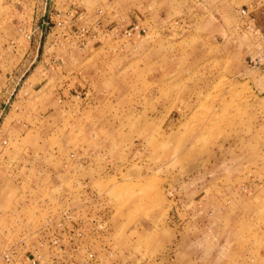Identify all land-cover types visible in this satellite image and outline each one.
<instances>
[{"label": "rangeland", "instance_id": "rangeland-1", "mask_svg": "<svg viewBox=\"0 0 264 264\" xmlns=\"http://www.w3.org/2000/svg\"><path fill=\"white\" fill-rule=\"evenodd\" d=\"M248 2L0 0V254L62 219L86 230L79 262L264 264Z\"/></svg>", "mask_w": 264, "mask_h": 264}, {"label": "built area", "instance_id": "built-area-1", "mask_svg": "<svg viewBox=\"0 0 264 264\" xmlns=\"http://www.w3.org/2000/svg\"><path fill=\"white\" fill-rule=\"evenodd\" d=\"M241 15L246 17L249 13L243 9ZM133 33L146 34V30L136 24L126 31L127 37H131ZM4 114L5 109L0 108V120ZM86 237L85 228L71 227L62 219H50L44 228L21 236L17 243L0 254V258L4 264H15L22 256L28 259L29 264H88L94 259L90 251H87L81 262L76 260L82 252L83 240Z\"/></svg>", "mask_w": 264, "mask_h": 264}, {"label": "crops", "instance_id": "crops-1", "mask_svg": "<svg viewBox=\"0 0 264 264\" xmlns=\"http://www.w3.org/2000/svg\"><path fill=\"white\" fill-rule=\"evenodd\" d=\"M248 11L249 15L244 18V24L243 28L247 33L257 34V36L264 37V0H249V2L246 4V6L243 8ZM74 10V12L72 11ZM72 10H70V14L72 18L70 20L75 23V17H76V7H74ZM78 14V13H77ZM74 16V17H73ZM71 22V24H72ZM87 23V22H86ZM89 23V22H88ZM70 26H67L66 29L63 30L62 33L57 34V41L62 42L64 40H67L69 37L73 38L76 37L75 30L77 29V25H82L81 23L78 24H72ZM83 26V25H82ZM89 24L84 25V27L80 28L84 34H87L89 31H91L90 35H93L92 33H95L96 30L100 25H95V27H88ZM80 27V26H78ZM79 29V28H78ZM88 30V31H87ZM102 31V30H101ZM86 32V33H85ZM62 39H61V38ZM70 38V39H71ZM94 38H97V36H94ZM54 45H58L57 42L54 43ZM50 60L53 59L52 57L49 58ZM54 60V59H53ZM48 61V60H47ZM46 61H40V63H45ZM51 62H46V64ZM17 264H29L28 259L26 257H20L17 261Z\"/></svg>", "mask_w": 264, "mask_h": 264}]
</instances>
